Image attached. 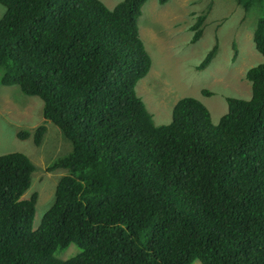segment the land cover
<instances>
[{
	"label": "trees",
	"instance_id": "16d2710c",
	"mask_svg": "<svg viewBox=\"0 0 264 264\" xmlns=\"http://www.w3.org/2000/svg\"><path fill=\"white\" fill-rule=\"evenodd\" d=\"M145 1L0 0V83L39 97L70 143L47 165L63 173L36 227L37 194L24 196L35 166L0 154V264H264V0H236L260 10L249 98L226 97L213 123L184 96L162 124L135 90L151 67L137 24ZM71 243L81 251L56 256Z\"/></svg>",
	"mask_w": 264,
	"mask_h": 264
},
{
	"label": "rangeland",
	"instance_id": "374dc122",
	"mask_svg": "<svg viewBox=\"0 0 264 264\" xmlns=\"http://www.w3.org/2000/svg\"><path fill=\"white\" fill-rule=\"evenodd\" d=\"M102 1L110 8L120 0ZM0 11L3 12L1 4ZM259 13V5L245 11L236 0H146L142 4L137 24L151 57V67L135 90L155 124L168 123L173 105L184 96L202 101L213 123L226 112V97L249 98L250 82L245 71L263 60L252 38ZM201 15V25L194 28ZM196 30L200 34L193 42ZM214 44L216 54L205 67L198 68ZM40 124L45 125L46 131L36 143L34 131ZM21 130L30 134L21 138ZM69 150L70 143L58 126L43 118L39 97L24 94L17 85L0 83V154L22 152L35 166L30 187L24 193L37 194L32 227L38 225L52 204L56 181L63 173L60 169L48 171L47 165ZM80 251L71 243L56 256L65 259ZM192 264L202 262L196 259Z\"/></svg>",
	"mask_w": 264,
	"mask_h": 264
}]
</instances>
